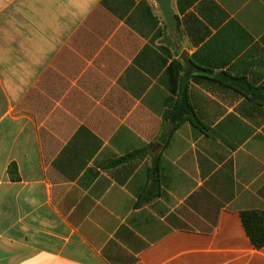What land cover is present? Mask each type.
Segmentation results:
<instances>
[{
	"label": "crops",
	"instance_id": "obj_1",
	"mask_svg": "<svg viewBox=\"0 0 264 264\" xmlns=\"http://www.w3.org/2000/svg\"><path fill=\"white\" fill-rule=\"evenodd\" d=\"M0 0V264H264V0Z\"/></svg>",
	"mask_w": 264,
	"mask_h": 264
},
{
	"label": "trees",
	"instance_id": "obj_2",
	"mask_svg": "<svg viewBox=\"0 0 264 264\" xmlns=\"http://www.w3.org/2000/svg\"><path fill=\"white\" fill-rule=\"evenodd\" d=\"M245 231L255 249L264 248V212L243 211L240 214Z\"/></svg>",
	"mask_w": 264,
	"mask_h": 264
},
{
	"label": "water",
	"instance_id": "obj_3",
	"mask_svg": "<svg viewBox=\"0 0 264 264\" xmlns=\"http://www.w3.org/2000/svg\"><path fill=\"white\" fill-rule=\"evenodd\" d=\"M157 2L160 4V8L164 14V17L166 19V22L171 30H173V17L170 9V0H157Z\"/></svg>",
	"mask_w": 264,
	"mask_h": 264
}]
</instances>
